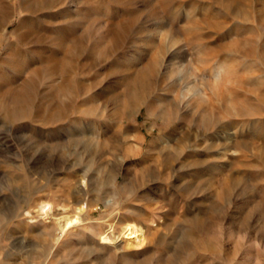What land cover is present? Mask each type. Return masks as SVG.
I'll return each mask as SVG.
<instances>
[{
    "label": "rangeland",
    "instance_id": "rangeland-1",
    "mask_svg": "<svg viewBox=\"0 0 264 264\" xmlns=\"http://www.w3.org/2000/svg\"><path fill=\"white\" fill-rule=\"evenodd\" d=\"M0 264H264V0H0Z\"/></svg>",
    "mask_w": 264,
    "mask_h": 264
},
{
    "label": "bare ground",
    "instance_id": "bare-ground-1",
    "mask_svg": "<svg viewBox=\"0 0 264 264\" xmlns=\"http://www.w3.org/2000/svg\"><path fill=\"white\" fill-rule=\"evenodd\" d=\"M37 207H38V210H39V213L40 214H42V216H48L49 215V213L51 212V205L48 203V202H45V201H43V202H40V203H38L37 204ZM69 218V217H68ZM68 218H64V219H62L61 221H60V226H61V234H63L64 233V229L65 228H68V227H71L73 224H78V222H79V220L78 219H76L75 221H72V220H69ZM67 230V229H66ZM132 234H135V235H139V236H141V234H142V230L141 229H139V228H135V229H133V230H131L130 232H129V236L130 235H132ZM62 237H63V235H62ZM138 237V236H137ZM135 238V237H134ZM133 238V239H134Z\"/></svg>",
    "mask_w": 264,
    "mask_h": 264
}]
</instances>
